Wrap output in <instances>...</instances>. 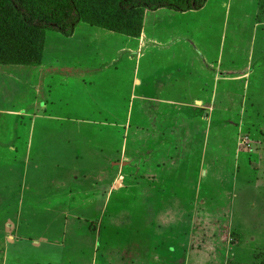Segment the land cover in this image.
Here are the masks:
<instances>
[{
	"label": "rangeland",
	"instance_id": "rangeland-1",
	"mask_svg": "<svg viewBox=\"0 0 264 264\" xmlns=\"http://www.w3.org/2000/svg\"><path fill=\"white\" fill-rule=\"evenodd\" d=\"M91 1L80 8L107 0ZM141 16L144 48L161 53L144 58L151 70L139 71L145 83L130 116L113 115L122 125L113 166H98L113 179L97 206L83 205L97 194L86 187L105 149L90 123L96 107L126 93L123 71L135 61L90 77L93 85L51 79L66 127H52L41 144L33 136L48 124L31 127L37 111L28 99L40 97L27 84L40 71L0 64V264H264V0H207L197 11ZM105 31L77 29L76 39L93 47L82 57L70 37L47 30L48 52H74L82 67H95L130 43H106ZM170 74L173 89L150 103Z\"/></svg>",
	"mask_w": 264,
	"mask_h": 264
},
{
	"label": "crops",
	"instance_id": "crops-1",
	"mask_svg": "<svg viewBox=\"0 0 264 264\" xmlns=\"http://www.w3.org/2000/svg\"><path fill=\"white\" fill-rule=\"evenodd\" d=\"M169 11H172V10H169ZM181 13H185V12H181ZM81 26H84V28H90L91 30L93 28L97 29V30L98 29L101 30V28H98L96 26H90L89 24H86L83 22L79 23L77 25V27L75 28L73 35L70 37V40H71L72 44H77L81 48V50L76 52L75 55L77 56V54H79L83 57L87 53L92 52V54H93V51H89L90 48L93 50V47H91V42L85 41V43L82 44L81 43L82 40L76 39L77 29H79ZM103 34H104V37L109 38V39H106V38L101 39L106 43L115 44L117 41H119L118 39L121 38L123 41H126L127 43L130 42V43L135 44V46H134V48H132L130 46V43H129L128 47L126 49L122 45V47H120L121 49L116 51L117 54L115 53V56H113V57L111 56V55H113L112 50H108L107 55L109 58L110 57L113 58L112 60H110L111 59L110 58L109 60H106L104 63H101L99 65H95V67H92V65L94 63L92 65L90 64L89 66H87V64H85L82 67V65L84 64L82 62V59L81 58L78 59L77 57H75L73 55L74 52L72 53L71 56H69V58L64 57V58L58 59L60 56L59 53H56L54 55H50L48 52V46H50V45H49V42H47L46 38H45L43 56H42L40 64L29 65V66L21 65V66L26 68L27 75L30 72L32 73V70H34V69H38L40 71V79H39V76H37L36 82L29 80V83H27V84L29 86H31V88H30L31 93H34V95H37L38 97H40L36 100L34 98H32V100L29 101V99H28V102L30 103V105L34 106L33 109L36 108V111H37V115H35L36 117L32 121L31 127L36 128L37 125L39 126L40 123L41 124L42 123L48 124L46 127H43L42 131L37 132L35 129L37 134H35L33 136V138H34L33 140L35 143L41 144L40 142H38V139H43L44 137L48 136L47 134L52 129V127H59V128H65L66 127V124L63 125L61 122L62 117L60 115L56 114V112L58 111V108H56V107H63L64 105L59 103L62 101L61 98H60V100H57L55 98L57 86H55L53 84L51 79H54L55 81L60 80L62 82H65V84L67 83L66 81H69L70 83L73 82L76 86H82V84L79 83V81L83 82V83L88 82L89 84L93 85L94 82L92 83V81H90V79H89L90 77H97L99 75H103L104 70L109 71L110 67L117 68L115 66V65H117V62L119 63V61H121L124 58H126L128 62L135 61V65L133 67L127 68L126 71L125 70L123 71L124 75L126 74L128 77L122 79L124 76V75H122V78H120V79H122V82H123V83L121 82L120 88H125L124 90H126V93L122 94L121 99H118L117 96H115V97L113 96L112 99L107 96L108 98L105 100V103H107V105L104 106V107H106V109H103L101 106L96 107L95 112H97V114L95 116L97 118H95L92 121V123H90L91 126H93V125L95 126L93 129V133L95 135H96V132L98 133V136L97 135L96 136L98 138H101L99 140H101L100 142H102L105 149L103 150V152L99 153V156L98 155L96 156L97 157V165L93 166V168H91L90 172L92 173L93 177L90 178L91 180L88 181V183H90V185H92V186H88V188L86 187V189L95 190L97 192V194L93 195V193H91L89 195L90 199L89 198L85 199L86 203L85 204L83 203V205H85V206H87L88 203H95V205H96L97 203L99 204L100 200H104L103 199L104 196L103 197L99 196L98 193H103V194L106 193L105 191L108 189V187H109V185L113 179L111 177V173H109V174L106 173V175H102L101 170H99V168H98V166H103L105 168H108V167L111 168L113 166V165L110 166L111 164H110V159H109L110 157H112L110 149L112 148L113 143H114V141H112V139H114L113 134L115 131H118V128H120V126L122 127V125H120V124H114V122L112 120L113 115L116 114V116H118L121 119L130 116V112L133 111L132 110L133 106H131V100H132L131 98H132V96H138V97L142 96L141 91H143V86L145 83L144 80L142 79V78H144V75H142V76L139 75V71L143 70V71L148 72L149 71L148 69L151 70V68L143 69L144 58L148 55V53H152V52L154 53L156 51L160 52V50L157 48H152L153 51H151V52H149V50H146V46L144 48L145 42H144L143 38L139 37V36L138 37L127 36V35L120 34L117 32H113L110 30L105 31V33H103ZM122 40H120V41H122ZM160 47H161V45H160ZM160 47H158V48H160ZM133 50H135L138 54H136V58L130 59V52ZM96 64H97V62H96ZM27 75H26V79H27ZM32 75H33V73H32ZM33 77L34 76H32V78ZM169 77L172 78V75L171 74L168 75V81L165 79L163 82L157 81V85H156V87H154L155 91L153 92L152 96H150L148 98L150 103L160 104L157 101L159 99H156V98L157 97H164L167 94V90H169V88L173 89V86H174V84L177 83V81L174 80L173 78L172 79L174 81H170ZM96 79H98V78H96ZM123 80H125L126 82H124ZM138 82H139V86L136 85V83H138ZM171 82H173V84H171ZM96 93L98 94V92H96ZM178 93L179 92L177 91L176 94H178ZM144 98L147 99V97H144ZM102 101H103L102 99H100V98L98 99V102L100 104L104 103ZM105 114L111 116V118L108 121H105V119H103L104 118L103 116ZM52 121H54L57 124H53L54 126L53 125L50 126L51 125L50 123ZM83 123H84V121L78 123V126H81V124H83ZM70 124H71V122H70ZM101 133H105V134L100 135ZM119 141H117V142H119ZM121 142H122V144L125 143L123 139L121 140ZM121 142H120V144H121ZM59 148L60 147L58 146V149ZM36 153L39 155L37 149H36ZM105 153H107V155H104ZM90 172H88V173H90ZM97 172H99V173H97ZM97 175H98V177H100V180H96L95 182L92 183L91 181ZM71 187H74V186L70 185L69 187L65 188L64 191H61L59 189L58 192L60 194H61V192H63V194H65L66 192L69 193V189ZM24 188H26V190L29 188L36 189L35 186L25 185V182H24ZM86 189H84V190L81 189L80 191L83 192V191H86ZM76 195H77V192H76ZM95 197H97L98 199H95ZM65 201L75 202V199L74 200L68 199ZM81 202H82V200H81ZM68 204H69V202H68ZM153 262H154V264H156V261H154V260L151 261L152 264H153ZM151 263H149V264H151Z\"/></svg>",
	"mask_w": 264,
	"mask_h": 264
},
{
	"label": "trees",
	"instance_id": "trees-1",
	"mask_svg": "<svg viewBox=\"0 0 264 264\" xmlns=\"http://www.w3.org/2000/svg\"><path fill=\"white\" fill-rule=\"evenodd\" d=\"M91 0H0V64H40L46 31L71 37L81 22L138 37L143 11H197L207 0H107L99 9L80 8ZM140 13V17L133 18Z\"/></svg>",
	"mask_w": 264,
	"mask_h": 264
}]
</instances>
